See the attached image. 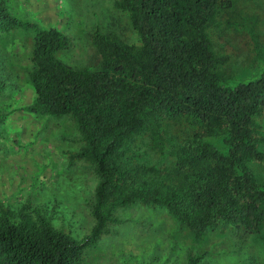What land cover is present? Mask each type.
I'll return each instance as SVG.
<instances>
[{
  "label": "trees",
  "instance_id": "obj_1",
  "mask_svg": "<svg viewBox=\"0 0 264 264\" xmlns=\"http://www.w3.org/2000/svg\"><path fill=\"white\" fill-rule=\"evenodd\" d=\"M114 8L135 41L94 31L89 65L71 66L57 57L69 45L60 31L0 4V34L22 33L29 47L32 99L21 110L70 117L80 144L70 160L97 179L94 225L80 241L30 204L14 214L0 206V264H84L114 212L132 205L165 209L196 240L223 224L252 234L264 227L254 170L264 163L259 0H114ZM242 50L253 74L233 66ZM5 89L0 75V98ZM143 141L150 160L137 148Z\"/></svg>",
  "mask_w": 264,
  "mask_h": 264
},
{
  "label": "rangeland",
  "instance_id": "obj_2",
  "mask_svg": "<svg viewBox=\"0 0 264 264\" xmlns=\"http://www.w3.org/2000/svg\"><path fill=\"white\" fill-rule=\"evenodd\" d=\"M0 4L20 20L60 31L69 45L57 57L71 66L89 65L94 31L135 41L114 0H0ZM259 6L264 11V0ZM28 56L24 34H0V75L6 78L0 113L7 115L0 127V206L14 214L30 204L53 227L80 241L94 225L89 202L97 179L86 162L70 160L80 149L70 117L21 110L32 99ZM235 61V69L243 67L242 75L253 74L245 50ZM260 121L264 133V116ZM137 148L151 159L145 141ZM255 167L264 182V163ZM194 254L204 256L205 264H264V227L252 234L223 224L196 240L165 209L127 206L114 212V223L85 250L84 264H186Z\"/></svg>",
  "mask_w": 264,
  "mask_h": 264
}]
</instances>
